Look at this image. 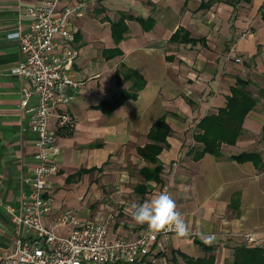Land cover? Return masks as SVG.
<instances>
[{
  "label": "crops",
  "instance_id": "crops-1",
  "mask_svg": "<svg viewBox=\"0 0 264 264\" xmlns=\"http://www.w3.org/2000/svg\"><path fill=\"white\" fill-rule=\"evenodd\" d=\"M36 1L0 0V258L15 246L10 209L18 210L30 194L25 179L37 166L38 137L20 107L23 88L32 82L13 72L23 54L19 40L9 37L30 29L28 11ZM81 1L61 0L60 9ZM87 1L72 17L79 55L67 66L83 84L49 119L58 128L61 154L57 173L49 177L53 206L45 225L52 228L56 215L68 208L90 220L110 210V239H136L148 227L136 225L127 207L151 200L168 182L189 232L205 236L173 234L165 251L155 247L135 264L232 263L246 244L240 234L264 233V0ZM120 20L124 30L118 28L122 38L116 40L113 24ZM140 77L144 85L135 89ZM242 81L256 104L239 135L221 143V155L207 152L196 159L203 147L195 138L203 132L199 122L217 115ZM58 112L68 113L69 126L59 127ZM163 116L171 132L157 143L158 161L151 162L140 150L154 143L149 134ZM241 152L254 158L232 157ZM157 165L163 182L146 180L142 168ZM69 230L56 228L58 234ZM221 230L230 233L208 238Z\"/></svg>",
  "mask_w": 264,
  "mask_h": 264
},
{
  "label": "built area",
  "instance_id": "built-area-1",
  "mask_svg": "<svg viewBox=\"0 0 264 264\" xmlns=\"http://www.w3.org/2000/svg\"><path fill=\"white\" fill-rule=\"evenodd\" d=\"M87 2L83 0L60 9L61 0H37L28 11L32 19L30 29L9 34L19 40L23 54L13 72L32 82L23 88L20 107L29 116L31 130L38 137V151L33 176L25 179L31 192L22 198L18 210L10 209L15 246L0 258V264H135L149 257L155 247L165 251L175 234L146 229L136 239L125 235L110 239L112 214L101 220L82 219L77 210L69 208L56 215L52 228L43 221L52 210L49 177L57 173L61 154L58 128H52L49 119L52 110L57 105L67 106L83 84L67 70V66L79 55L72 17L78 15ZM246 35L244 32L240 38ZM235 60L239 62L241 57L237 56ZM32 98L36 103H31ZM56 117L59 127L71 124L67 112H58ZM182 158L180 155L173 162L175 168ZM161 191L172 195L168 182L160 184L159 193ZM58 227L70 229L69 233L58 234ZM229 233L225 230L212 232L208 238L217 241ZM187 235L197 239L205 236L196 230ZM239 237L246 244L264 250V233L261 231L250 230Z\"/></svg>",
  "mask_w": 264,
  "mask_h": 264
},
{
  "label": "trees",
  "instance_id": "trees-1",
  "mask_svg": "<svg viewBox=\"0 0 264 264\" xmlns=\"http://www.w3.org/2000/svg\"><path fill=\"white\" fill-rule=\"evenodd\" d=\"M118 28L124 30V24L120 20L113 24V32L115 39L122 38L121 33L118 35ZM123 33V32H122ZM133 76H137L136 73ZM131 78V75L127 76ZM144 78L140 77V83H137L135 89L142 88ZM240 88L232 89V95L228 97L225 107L220 108L217 115L205 116L199 122L198 126L203 130L202 133L196 135V140L203 144L202 149L195 154V158H201L205 153L210 152L217 156L221 155V143L233 141L239 135L243 121L248 112L254 108L256 100L252 93L247 89L249 83L242 81L239 83ZM171 132L169 124L165 117L158 119L149 134V138L154 141L148 144L144 149L140 150L141 154L151 162H157V153L160 152L162 146L157 143L166 142L167 137ZM233 158L239 161H246L254 158V153L241 152L238 155H233ZM146 180L154 179L158 182H163L161 178L162 166L157 165L154 168L145 166L141 170ZM213 250L214 247H208ZM240 254L235 256L232 263L229 264H264V250L259 247H252L245 244L240 249Z\"/></svg>",
  "mask_w": 264,
  "mask_h": 264
},
{
  "label": "clouds",
  "instance_id": "clouds-1",
  "mask_svg": "<svg viewBox=\"0 0 264 264\" xmlns=\"http://www.w3.org/2000/svg\"><path fill=\"white\" fill-rule=\"evenodd\" d=\"M126 211L136 225H147L154 233L174 232L178 236H185L189 232V225L167 191H161L142 203L132 201Z\"/></svg>",
  "mask_w": 264,
  "mask_h": 264
},
{
  "label": "rangeland",
  "instance_id": "rangeland-1",
  "mask_svg": "<svg viewBox=\"0 0 264 264\" xmlns=\"http://www.w3.org/2000/svg\"><path fill=\"white\" fill-rule=\"evenodd\" d=\"M130 170V169H129ZM130 174L132 175V172H130ZM134 175H133V180H134V183H135V181H138L139 180V174L136 172V171H134V173H133ZM129 180H132V178H130ZM133 187H131L130 189H132ZM130 195H129V198H132V194H134V192L132 191H130V193H129ZM103 199H105V197L103 198ZM109 201V199H105V201H104V203L106 204L107 202ZM80 202V201H79ZM81 203V202H80ZM108 211V212H107ZM110 210H106V212H104L103 214H101V218H106L107 216H109L110 214H113L111 211L109 212ZM80 214H81V212H80ZM115 216V215H114Z\"/></svg>",
  "mask_w": 264,
  "mask_h": 264
}]
</instances>
